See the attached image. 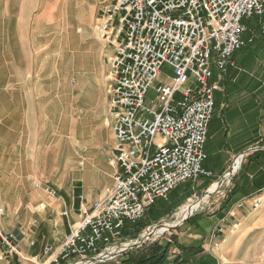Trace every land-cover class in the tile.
<instances>
[{"label":"crops","instance_id":"obj_1","mask_svg":"<svg viewBox=\"0 0 264 264\" xmlns=\"http://www.w3.org/2000/svg\"><path fill=\"white\" fill-rule=\"evenodd\" d=\"M70 1L0 0V182L6 194L8 187L21 185L19 171H35L38 179L58 172L65 181L73 164L84 166V159L81 162L74 160L75 156L82 157L84 153L88 154L87 159L94 167L98 169L104 162L111 166L113 173L108 174V185L95 196L85 192L83 183L77 180V192L58 186L62 203H56L43 188L35 187L30 201L36 207L31 209L30 214L24 217L19 210H8L7 216L11 221H7L3 229L6 233L19 236L17 248L22 259L26 260L24 264H43L46 258L44 248L59 247L71 227L81 219V209L89 207L86 201L93 204L104 199L115 183L117 170L111 164L115 139L107 149V141L102 134H98L102 126L111 128L107 111L104 109L102 114L105 119L92 133L91 121L87 116L82 117V113L98 106L97 103L87 97L85 100L72 98L73 69L79 66L74 74L82 78V86L87 80L91 82L92 78L87 74L86 60L77 66L73 59ZM243 23L246 27L243 39H253L243 48H248V52L239 53L243 49L236 52L232 56L233 65L226 74H221L216 65H212L211 81L220 89L215 92V110L209 134L214 130H218L217 134L227 131L228 134H250L249 129L254 130V127L247 122L241 127H234L237 117L234 113L230 115L228 109L246 108L248 101L255 109L264 107L258 98L264 93L263 85L258 84L264 81V68L255 63L257 58L262 56L263 59L264 56V18L255 17ZM88 37H79L74 42L76 45L88 43ZM94 37L101 46L98 57L104 59L114 53L112 46L100 38L97 28H94ZM84 56L88 59L89 51ZM104 62L107 64L105 59ZM107 65L109 72L110 66ZM97 76L100 77V72ZM93 77L96 84L101 83L100 78ZM95 94L94 90L89 93L92 98ZM77 101L80 109L78 116L73 113ZM223 111L227 113L225 122L228 125L221 124V128H217ZM254 112H261L260 119H264L261 109ZM221 137L216 141L213 135L208 136L205 151L210 145L226 150ZM258 137L260 141L264 140L263 125ZM238 145L237 140H232L227 151L234 150ZM233 187L235 195L231 196L229 203L220 208L214 206L210 212L206 209L197 212L180 228L158 241L161 245L169 244L164 264H264V163L254 161L244 167ZM257 199L261 200L259 204ZM255 205L258 208L255 209ZM2 206L4 210V203L0 204V208ZM159 206L162 207V203ZM199 206L194 212L186 211L182 217L186 219L193 215ZM65 210L69 212L68 217L61 215ZM168 226L171 225L157 228V233H163ZM136 234V230L128 231L123 242L125 239L133 241ZM138 236L140 238L142 234ZM31 243L34 245L31 246ZM124 247H115L113 251ZM20 260L18 256H9L0 241V264H16Z\"/></svg>","mask_w":264,"mask_h":264},{"label":"built area","instance_id":"obj_2","mask_svg":"<svg viewBox=\"0 0 264 264\" xmlns=\"http://www.w3.org/2000/svg\"><path fill=\"white\" fill-rule=\"evenodd\" d=\"M255 17L264 18V0H102L96 28L114 51L107 81L115 183L104 199L81 209L59 247L44 248L43 264L103 263L158 200L213 176L204 168L220 89L211 81L212 65L221 73L233 65L232 56L253 42L243 39V22ZM164 65L173 76L156 88ZM151 90L157 95L149 102ZM44 190L62 203L57 190ZM3 215L0 208V241L9 256L21 258L16 264H24L19 236L4 231Z\"/></svg>","mask_w":264,"mask_h":264},{"label":"rangeland","instance_id":"obj_3","mask_svg":"<svg viewBox=\"0 0 264 264\" xmlns=\"http://www.w3.org/2000/svg\"><path fill=\"white\" fill-rule=\"evenodd\" d=\"M68 7L70 8V11L72 13L71 19H72V38H73V52H74L73 59L76 62L77 66L84 64L86 60V65L88 68V72H87L88 76L90 75L92 79H95L93 77L94 75L97 78H100L101 80L100 84H96V80L93 81L91 79V82L87 80V82L85 84L83 83L82 86V82H83L82 78L74 74L79 66L75 70L73 69V74L71 77L73 84L72 98L76 100L80 98L85 100L87 97L88 100L94 99L93 101H95V103H97L98 105V106H93L92 108L88 109V111L82 113V117L87 116L90 119L91 121L90 127L92 128L91 131L92 133H95L97 130V125H101V122L104 121L105 119L104 114H102L104 113V109L108 113L107 91H108L109 82L104 81V79L106 80L108 75L109 67L107 65L108 64L107 58L111 56L110 55L108 57H104L107 64L104 62L103 57H98V52L100 51L101 46L100 43L97 41V39L94 37V28H96L97 26L98 23L97 19L102 9V0H71L69 2ZM247 24H249V22H247ZM80 33H82L81 36H79ZM87 35L90 36L88 37V43L79 44V45L78 43L77 45L75 44L74 40L78 41L79 37H83V36L86 37ZM252 46L254 45L252 44ZM88 51H89V57L88 59H85L84 55ZM246 52H248V48L245 50L243 49L239 53L243 54ZM255 63L258 67L262 66L264 68V56L263 59L262 56L260 58H257L255 60ZM229 67L230 66L227 67L225 73H221L220 71L219 72L221 74H226ZM98 72H100V77L97 76ZM172 76H173L172 68L169 65H164L161 69L158 79L155 81V87L158 88L159 86L167 83ZM263 78H264V74H263ZM258 84H260L261 87L263 85L262 89L264 88V81L262 84L260 82ZM92 90L96 91L94 98L90 97L89 95V93ZM81 94H83L82 97H80ZM156 95H157L156 91L151 90L148 94V101L149 102L154 101L156 99ZM258 98H260L261 102L264 103V93H261L260 96H258ZM214 99H215V94H214ZM76 105L77 106L73 108V113L77 114L78 116L80 115L79 101H77ZM151 106L152 105L149 103V107ZM251 106H252L251 101H248L246 108L234 107V108H229L227 111L230 113V115L234 113L235 116L237 117L236 122L233 124L234 127H239V126L241 127L245 122L253 126L254 130L249 129L250 134H236L231 131H230L231 134H228L229 131H227V133L225 134H217L218 130H214L210 134L208 132L209 138L213 135V138L216 141H219V136H222L221 141L223 144H226L227 149H229L228 147L232 140H237L239 144L237 148L236 147L234 148V150L230 149L231 150L230 152L227 151V149L226 150L217 149V147H215L214 145L207 146L206 152L208 154V159L204 163V168L212 172L213 176L210 178L202 177L194 182H188L186 184H183L177 190L172 192L166 200L164 199L158 200L157 201L158 204L156 203L157 207H155L156 204L153 207H151L148 211V214H146L145 218L140 223L134 225L135 229L134 227L132 228L134 229V232L136 230L137 233L135 239L133 241L132 240L128 241L125 239L124 242L123 241L121 242L123 243L122 246L130 247L134 245V243L141 241L142 237L150 233L151 230H154L156 228L166 227L167 225H171V226H168L166 231H164L163 233L156 232L149 240L141 244L138 248L123 252L122 255H120L115 260H111V261L107 260L104 261L103 263L100 262L98 264H119V263L124 264V259H126V257L129 254L141 256L142 254L144 255L145 253H149V250L151 248H153L156 244H159L158 241L161 240L163 236H167L170 232L174 231L176 228H180L189 219L195 216L197 212L203 211V209L204 210L206 209L207 210L206 212H210V210L214 208V206H218V208H220L230 202L231 196L235 195L234 187H233L234 181L236 180L238 175L242 172V169L247 165L254 163V161L256 163L257 162L264 163V150H262L264 149V140L260 141L259 140L260 138L258 137L259 129L261 128V125H263L264 127V119L263 120L260 119L261 112L260 114L254 112L256 110L259 111V109H261V111H263L264 114V107L255 109V106L254 107ZM239 110H241V112H239ZM243 111H246L247 114L245 112L243 113ZM239 113L241 114V117ZM226 114H224V111L221 112L222 117L216 125L217 128L219 126L221 128V124L225 126L228 125L227 122H225L227 117ZM253 132H255L256 135L255 133L253 134ZM98 134H102L103 139L107 141V145H106L107 149H109L110 146L114 144V138L112 139L113 130L111 128L102 126L101 132H99ZM253 136H256V138ZM156 142L157 143L161 142V138H157ZM240 156H242V163L240 169L233 174V170L239 168V164L241 162ZM87 157L88 154L85 153L82 157L79 156L74 157V160H76L77 162L80 160L83 161L84 159V166H81L78 163L73 164L69 171L70 176L68 175L69 177L66 178L65 181L61 179V176L58 172H56V174H54L53 176H46L43 179H38L34 175L36 173L35 171H19L18 172L19 178L22 179L21 185L19 187H14V188L8 187L6 190V194H4V189L2 183L0 182V204L4 203L5 205L4 210L2 209L3 206L1 207L4 214L2 219L3 220L2 224L4 225L7 221H11L10 218L7 216L9 214L8 210H14V211L19 210L20 213H22L21 216L23 215L24 217H26L27 214L31 213V209L33 207H36V205L31 203L30 194L36 189L35 188L36 185H38L39 188H43V189L46 188L47 186H50L52 189L58 191L59 187H64L77 192L78 190L77 187L79 185L77 183V180H79L83 183L85 192L92 194V196H95L98 192H100V190L104 189L108 185V182L110 181L108 174H112L113 169L111 168V166H109L107 163L104 162H101L99 168L97 169L87 159ZM223 178H227V179L225 183L221 187H219L218 184L223 180ZM214 184L217 185L215 186V188H214ZM212 186L215 191L213 195L206 197L201 202L200 206L198 207V210L193 215L189 216L186 219L183 218L181 214L182 211L186 210L189 204H195L196 201H198V199L203 194H205L207 191H209V189L212 188ZM58 193L61 194L59 191ZM86 202L88 206L92 204V203H88V201ZM160 203H162V207L160 206L158 207ZM56 206L58 207L59 205L56 204ZM58 210L60 212L62 211L60 207H58ZM191 211L192 212L195 211V208L193 206L190 212ZM132 229L128 228L129 231H132ZM140 234H142V237L139 238L138 235Z\"/></svg>","mask_w":264,"mask_h":264},{"label":"trees","instance_id":"obj_4","mask_svg":"<svg viewBox=\"0 0 264 264\" xmlns=\"http://www.w3.org/2000/svg\"><path fill=\"white\" fill-rule=\"evenodd\" d=\"M133 227L134 226H129L128 228L132 229ZM168 250L169 244H156L149 250V253H145L144 255L136 256L134 254H129L126 259H124V264H164Z\"/></svg>","mask_w":264,"mask_h":264},{"label":"water","instance_id":"obj_5","mask_svg":"<svg viewBox=\"0 0 264 264\" xmlns=\"http://www.w3.org/2000/svg\"><path fill=\"white\" fill-rule=\"evenodd\" d=\"M233 177V176H232ZM226 179L227 178H223V180L218 184L219 185V187H221L224 183H225V181H226ZM230 179H232V178H230ZM213 195V193H209L208 191L205 193V194H203L199 199H198V201L199 202H202L206 197H209V196H212ZM157 229V228H156ZM156 229H154L152 232H150V233H148V234H146V235H144L143 237H142V239H141V241H139V242H136V243H134V245H132V246H128V247H126V248H124L123 250H121L120 252H118V253H116V254H110L109 255V259H105L104 261H107V260H115L116 258H118L120 255H122V253L123 252H125V251H127V250H133V249H136V248H138L141 244H143L144 242H146L147 240H149L155 233H156ZM99 261H101V260H99V259H96V258H92V259H90V262H92V263H94V264H97ZM119 264H123V263H119Z\"/></svg>","mask_w":264,"mask_h":264},{"label":"bare ground","instance_id":"obj_6","mask_svg":"<svg viewBox=\"0 0 264 264\" xmlns=\"http://www.w3.org/2000/svg\"><path fill=\"white\" fill-rule=\"evenodd\" d=\"M240 159L242 160V156H240ZM240 166H241V162H240V164H239V168H238V170L240 169ZM238 170H234L233 171V174L234 173H236ZM230 179V178H229ZM209 193H214L215 191H214V189H213V187L211 188V189H209V191H208ZM199 201H196V203L195 204H189L188 206H187V209L186 210H184V211H182V216H184V213L186 212V211H188V212H190V210L192 209V206L194 207V208H196L197 206H199ZM176 219H177V217H176ZM159 229V228H158ZM158 229H156L155 231L156 232H158ZM153 230H151L150 232H152ZM164 231H166V229L165 230H163V232ZM134 243V242H133ZM129 245V244H128ZM125 248V247H124ZM124 248H119V249H117V250H115V251H113L112 250V254H116V253H118V252H120L121 250H123ZM106 256V255H105ZM109 256V255H108Z\"/></svg>","mask_w":264,"mask_h":264}]
</instances>
